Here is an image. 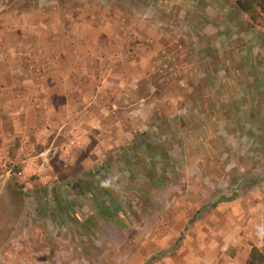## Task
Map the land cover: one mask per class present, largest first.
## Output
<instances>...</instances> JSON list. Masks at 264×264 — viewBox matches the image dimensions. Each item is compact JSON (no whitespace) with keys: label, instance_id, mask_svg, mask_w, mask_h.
<instances>
[{"label":"rangeland","instance_id":"1","mask_svg":"<svg viewBox=\"0 0 264 264\" xmlns=\"http://www.w3.org/2000/svg\"><path fill=\"white\" fill-rule=\"evenodd\" d=\"M81 1L108 85L95 152L0 168L2 224L32 221L23 239L44 237L65 264H109L129 237L219 199L248 196L264 213V0ZM251 258L264 264V244Z\"/></svg>","mask_w":264,"mask_h":264},{"label":"crops","instance_id":"2","mask_svg":"<svg viewBox=\"0 0 264 264\" xmlns=\"http://www.w3.org/2000/svg\"><path fill=\"white\" fill-rule=\"evenodd\" d=\"M82 7L81 0H0L1 169L25 162L29 169L44 171L65 163L63 152L72 146L95 152L93 122L99 113L93 105L106 101L98 89L107 83L97 82L99 49L90 42ZM88 8L95 17L97 1H89ZM49 176L38 182L48 183ZM181 215L153 232L149 227L145 238L129 237L122 259L109 264H254L252 249L264 244V213L251 205L250 197L219 199L194 219ZM12 222L0 220V264L67 262L53 254L44 237L23 239V230L26 238L33 235L32 221L23 226Z\"/></svg>","mask_w":264,"mask_h":264},{"label":"trees","instance_id":"3","mask_svg":"<svg viewBox=\"0 0 264 264\" xmlns=\"http://www.w3.org/2000/svg\"><path fill=\"white\" fill-rule=\"evenodd\" d=\"M109 215H110V217H112V218H113V216H115V215H113V214H110V213H109ZM116 224H117V223H116ZM120 226H122V225H120Z\"/></svg>","mask_w":264,"mask_h":264}]
</instances>
